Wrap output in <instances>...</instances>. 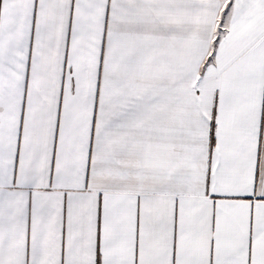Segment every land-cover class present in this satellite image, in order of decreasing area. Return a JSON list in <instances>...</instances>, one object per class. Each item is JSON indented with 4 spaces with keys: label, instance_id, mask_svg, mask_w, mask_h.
<instances>
[{
    "label": "snow or ice",
    "instance_id": "obj_1",
    "mask_svg": "<svg viewBox=\"0 0 264 264\" xmlns=\"http://www.w3.org/2000/svg\"><path fill=\"white\" fill-rule=\"evenodd\" d=\"M0 264H264V0H0Z\"/></svg>",
    "mask_w": 264,
    "mask_h": 264
}]
</instances>
